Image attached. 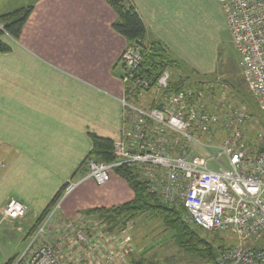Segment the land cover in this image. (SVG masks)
<instances>
[{"label":"crops","instance_id":"obj_1","mask_svg":"<svg viewBox=\"0 0 264 264\" xmlns=\"http://www.w3.org/2000/svg\"><path fill=\"white\" fill-rule=\"evenodd\" d=\"M132 1L146 41H160L180 67L189 57L183 28L200 7L190 0ZM28 7L19 37L4 35L9 51L0 52V264L20 256L14 253L52 198L85 175L76 173L92 149V136L121 139V101H128L120 81L126 41L112 30L116 16L104 0H0V17ZM148 94L152 100L142 106ZM138 96V102H128L152 107L153 90ZM133 198L130 185L112 171L103 186L92 179L80 183L53 219L88 225L95 217L86 211ZM10 199L26 205L23 217H3Z\"/></svg>","mask_w":264,"mask_h":264},{"label":"built area","instance_id":"obj_2","mask_svg":"<svg viewBox=\"0 0 264 264\" xmlns=\"http://www.w3.org/2000/svg\"><path fill=\"white\" fill-rule=\"evenodd\" d=\"M220 3L243 78L264 110V0H220ZM120 62L123 88L153 90L155 106L142 108L124 99L121 101L124 123L121 139L113 144L115 161H88L86 174L66 183L60 199L32 236L26 253L10 264H60V254L53 246L41 245L32 250V245L61 202L80 183L92 179L103 186L111 172L123 165L139 168L148 182V190L163 203L180 202L197 228L229 231L239 242L263 231L264 150L250 151L242 141L244 114L233 111L226 124L231 126L229 135L220 144H210L205 132L217 123L218 117L208 112L202 91L189 86L169 91L171 75L167 70L151 86L146 77L137 73L141 54L136 47L124 49ZM196 148L208 157L197 156ZM210 148L215 149L216 154H210ZM26 211V205L10 199L2 215L16 220ZM76 239L78 243L86 241L81 234H77ZM117 255L116 249L110 248L104 260L114 262ZM216 261L217 264H264V250L225 249Z\"/></svg>","mask_w":264,"mask_h":264},{"label":"rangeland","instance_id":"obj_3","mask_svg":"<svg viewBox=\"0 0 264 264\" xmlns=\"http://www.w3.org/2000/svg\"><path fill=\"white\" fill-rule=\"evenodd\" d=\"M190 1L200 9L190 19L187 27L183 28L189 57L185 61L180 60V69H169L171 79L180 80L183 87L189 86L202 91L209 107L208 112L218 117L217 123L212 124L210 131L205 132L210 144H220L229 135L231 126L227 127V121L233 111H241L245 121L241 129L242 141L250 151L261 150L264 147V110L260 108L257 98L243 78L220 0ZM192 10L194 7L191 4L190 15ZM127 47L126 45L125 49ZM144 98L146 102L140 103L142 106L152 100L149 94ZM208 151L216 154L213 148ZM195 154L208 157L198 148L195 149ZM154 174L157 175L158 172L155 171ZM174 204L180 207V202ZM179 213L182 221L196 231L201 240L209 242L215 248L264 250V229L247 241L239 242L229 231L198 230L189 220L186 211L181 210ZM83 224L84 222L67 224L58 218H52L31 249L41 245L53 246L60 256H67L64 259L66 264H204L195 255L186 254L178 247L173 231L164 226L160 216L142 214L128 222L123 232L112 235L102 233L96 221L81 229ZM77 234L84 235L86 241L78 243ZM31 238L29 236L14 254H25L32 243ZM110 248L116 249L118 255L114 262L106 263L105 255ZM200 251H197V255Z\"/></svg>","mask_w":264,"mask_h":264},{"label":"trees","instance_id":"obj_4","mask_svg":"<svg viewBox=\"0 0 264 264\" xmlns=\"http://www.w3.org/2000/svg\"><path fill=\"white\" fill-rule=\"evenodd\" d=\"M104 1L116 16V20L111 25L112 30L125 39L128 47H136L141 54L138 75L146 77L151 82V86H154L157 77L163 71H169L170 68L180 69L179 64L171 59L168 50L160 41L153 39L146 41V28L132 0ZM30 12L31 8L28 7L0 17V25L2 27L0 29V52L9 51V47L3 42L2 37L8 35L17 39ZM181 85L182 83L180 82L177 84L170 83L169 91L177 90ZM139 93V89L132 90L129 86L126 87V99L130 102H138ZM152 106H155V104ZM113 144L109 139L93 135L92 149L76 174H86L87 162L90 160L104 163H112L115 161L116 157L113 151ZM261 150H264V147ZM113 172L130 185L134 193V198L128 203L110 209H93L84 213L86 217H95L94 221L98 222L102 233L112 235L115 232H123L128 222L142 214L160 216L164 226L173 231L178 247L184 250L186 254L195 255L196 258L204 261V264H217L218 254L225 250V248L218 249L213 247L209 242L201 240L198 233L182 221L179 212L181 210L185 211V209L181 204L178 208L175 204L163 203L155 194L148 190V182L143 177L140 169L135 166H119ZM64 187L65 185L52 198L46 209L37 218L29 232V236H33L44 222L60 199ZM85 226L86 224H83L80 228L83 229ZM195 228L198 229L197 227ZM198 250L201 253L197 255ZM16 258L10 259L5 264H10Z\"/></svg>","mask_w":264,"mask_h":264}]
</instances>
